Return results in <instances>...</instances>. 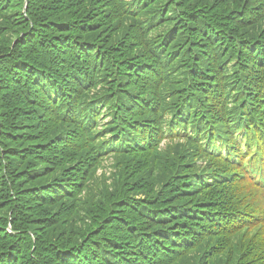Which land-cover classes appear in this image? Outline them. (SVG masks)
<instances>
[{"label":"trees","instance_id":"obj_1","mask_svg":"<svg viewBox=\"0 0 264 264\" xmlns=\"http://www.w3.org/2000/svg\"><path fill=\"white\" fill-rule=\"evenodd\" d=\"M0 264H264V0H0Z\"/></svg>","mask_w":264,"mask_h":264},{"label":"rangeland","instance_id":"obj_2","mask_svg":"<svg viewBox=\"0 0 264 264\" xmlns=\"http://www.w3.org/2000/svg\"><path fill=\"white\" fill-rule=\"evenodd\" d=\"M109 162H111V159H107V162H105V165L99 170V173L101 174L102 172H109V168L108 167H110L109 165ZM107 164H109L108 166H107Z\"/></svg>","mask_w":264,"mask_h":264}]
</instances>
